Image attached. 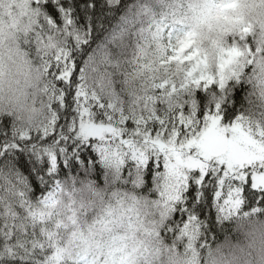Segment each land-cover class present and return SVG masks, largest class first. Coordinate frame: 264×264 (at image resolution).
Returning a JSON list of instances; mask_svg holds the SVG:
<instances>
[{"label":"snow or ice","instance_id":"6c2138e0","mask_svg":"<svg viewBox=\"0 0 264 264\" xmlns=\"http://www.w3.org/2000/svg\"><path fill=\"white\" fill-rule=\"evenodd\" d=\"M233 2L207 0V14L238 25L243 40L251 25L226 14ZM130 9L126 0H0V93L7 82L22 98L0 108V264H88L67 251L69 238L82 219L105 225L117 211L163 251L183 241L187 254L205 203L227 217L264 198V114L247 116L234 99L247 66L249 80L264 82V49L213 40L210 55L195 24L153 15L137 26ZM120 12L112 39L123 44L131 26V55L103 53L120 79L95 76L90 42Z\"/></svg>","mask_w":264,"mask_h":264},{"label":"clouds","instance_id":"9594fccd","mask_svg":"<svg viewBox=\"0 0 264 264\" xmlns=\"http://www.w3.org/2000/svg\"><path fill=\"white\" fill-rule=\"evenodd\" d=\"M129 5L130 19H136L137 26L140 22H149L153 15L156 20L165 17L169 23L173 19H184L186 23L195 24L210 55L215 51L213 40L225 46L235 42L242 48L251 47L253 51L257 47L264 49V0H234L233 6L227 10V15L238 17L251 25V30L243 40L239 39L238 25L217 21L215 13L208 16L207 0H131ZM143 6L149 9L147 15L135 17L134 13ZM125 14L120 12L115 19L104 25L103 34L98 41L102 46L98 49L100 55L97 58L98 71L95 76H105L106 71H109L114 73L115 79H120L115 75V70L103 62V53L112 50L113 58H116L117 53L131 55L130 45L135 39L131 35V26L123 44L120 40L114 42L112 39L113 33L119 32L123 27L120 16ZM209 24L212 26L211 30ZM4 44L5 49L16 47V42L11 39H5ZM20 46L29 51L34 63L39 62L33 43L24 45L21 39ZM91 47L93 45L90 44L89 48ZM78 58L82 60L86 56L81 55ZM253 67H246L242 83L235 85V88L242 89L241 107L245 115L260 119L264 114V82L256 77L248 79L252 76ZM16 87L15 84L9 87L5 83L4 90L0 93V108H18L22 98L18 101L14 91ZM29 114L28 111L20 112L24 119ZM150 191L143 195L149 196ZM230 223L231 232H225L222 240H210L207 246L204 244V232L201 231L194 243V251L186 254L183 241H177L175 251H163V245L151 243L142 235L134 216L130 221L127 214L117 211L116 216L105 225L93 226L90 219L87 222L82 219V230H78L75 238H69L67 251H78L81 259L88 258V264H264V216L248 213L241 206L233 213ZM172 239L171 234H168L163 244L170 245ZM156 247L162 249L159 255L154 251Z\"/></svg>","mask_w":264,"mask_h":264},{"label":"trees","instance_id":"16d2710c","mask_svg":"<svg viewBox=\"0 0 264 264\" xmlns=\"http://www.w3.org/2000/svg\"><path fill=\"white\" fill-rule=\"evenodd\" d=\"M131 0H126V3L129 5ZM119 13H117L118 15ZM109 23V22H108ZM107 24V23H105ZM104 24V25H105ZM103 27H99L97 31L94 33V39L90 42L93 47L88 48V52L92 53L95 50L99 49L102 45L98 43L100 40L102 34H103ZM109 53L113 55V51L110 50ZM80 55H83L81 53ZM119 54H116V57H118ZM87 58V57H86ZM241 91L240 88H235V95L234 99L237 101V108L239 111H243L241 107ZM150 190V189H149ZM149 190H145V192H149ZM33 191L35 189L33 188ZM151 194V191H150ZM37 195H39L37 193ZM254 208H258L259 211H253ZM242 209L248 213H256L261 216H264V198L258 197L256 200H248L242 205ZM199 215V213H197ZM233 218V214L228 215L225 217L223 213H220L215 205L209 206L207 203H205L204 206V213L202 216H200V220L202 222V231L204 232V244L207 246L209 244V241H215V240H222L224 238L225 232H231V223L230 221ZM235 238V237H234Z\"/></svg>","mask_w":264,"mask_h":264}]
</instances>
